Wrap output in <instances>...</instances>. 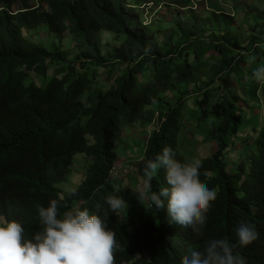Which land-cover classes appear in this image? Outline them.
<instances>
[{"label": "trees", "instance_id": "trees-1", "mask_svg": "<svg viewBox=\"0 0 264 264\" xmlns=\"http://www.w3.org/2000/svg\"><path fill=\"white\" fill-rule=\"evenodd\" d=\"M173 1L107 0V33L112 35L107 79L113 80L107 84V196L126 201L108 217L119 245L114 262L183 264L190 249H201L206 239L235 243L234 229L246 220L259 238L236 251L245 264H264V115L255 114L262 108L254 101L247 109L246 99L263 87L252 71L264 66V46L262 55L255 48L264 41V9L251 11L246 43L244 30L238 33L235 19L224 13L186 9L165 22L169 35L163 36L158 12L151 25L159 28L152 31L134 8L168 7ZM45 31L49 43L32 40ZM105 33L106 0H0V215L21 222L29 238L39 227L37 205L47 206L52 199L61 212L74 204L106 211V87L89 99L98 71L106 69ZM245 80L250 82L243 99L235 85ZM195 97L199 115L191 120L198 131L193 135L218 150L201 148L187 159L180 145L187 104ZM248 122H253L251 133ZM124 126L151 127L136 158L137 178L132 175L138 184L144 162L164 146L181 162L200 160V181L216 192L202 236L168 223L166 208L158 211L150 202L151 192L168 186L163 168L150 182L151 191L139 186L142 195L112 182ZM206 126L203 136L199 130ZM236 138L243 145L253 140L256 151L237 149ZM126 139L130 143L128 134ZM78 155L90 164L79 187L65 190L61 185Z\"/></svg>", "mask_w": 264, "mask_h": 264}, {"label": "clouds", "instance_id": "clouds-1", "mask_svg": "<svg viewBox=\"0 0 264 264\" xmlns=\"http://www.w3.org/2000/svg\"><path fill=\"white\" fill-rule=\"evenodd\" d=\"M190 1L189 8L198 11L194 6L201 0ZM161 10L162 6L158 12ZM252 79L264 85V66L253 69ZM192 141L196 142L195 137ZM200 167L199 159L181 162L171 147L164 146L153 159L144 162L142 174L144 187L151 191L150 182L164 169L168 186L151 192L150 202L158 211L166 208L168 223L202 236L206 213L216 199V192L201 183ZM125 203L122 197L113 194L105 197L106 211L100 212L98 205L97 211L90 212L74 204L61 212L58 201L52 199L47 206L37 205L39 227L30 238L21 222L0 215V264H115L114 252L119 245L108 227V217L109 212H118ZM234 234L235 243L218 237L204 240L201 249H190L183 264H245L236 249L256 241L259 233L255 225L240 220Z\"/></svg>", "mask_w": 264, "mask_h": 264}, {"label": "rangeland", "instance_id": "rangeland-1", "mask_svg": "<svg viewBox=\"0 0 264 264\" xmlns=\"http://www.w3.org/2000/svg\"><path fill=\"white\" fill-rule=\"evenodd\" d=\"M172 4L173 6H168V7L162 6L163 7L162 10L158 12V16L156 17L158 21L159 20L161 21L162 31H160V33L163 36L169 35V32L166 29L168 28V26L166 25L165 22L167 21L170 22V20L175 16L180 17L179 13L184 14L185 10L189 9V7H187V4H188L187 0H178V1L175 0L173 1ZM194 8H197L198 11H202L207 8L208 12L210 13L211 12L224 13V14L232 16V18L235 19V23L233 26L234 29L238 33H242L241 31L244 30V33H243L244 38L246 40V43H248L249 41L246 39V34L248 32L247 30L252 29V28L250 27V25L247 24L248 23L247 19L250 18L251 11L261 12V10L264 9V0H204V1L201 0L199 5H195ZM169 13L170 15H168ZM151 26L153 27L152 29H150L152 31H157L159 28L157 24H154V26L153 25ZM151 26H149L148 28H150ZM259 30L260 29H257L256 34H258L257 36L261 38V35H259L260 33ZM102 39L104 43H106V33L103 34ZM32 40L47 44L50 42L51 39L47 36L45 32H43L41 34H37L36 36L32 37ZM110 42L112 43V35L110 33H107V44H110ZM262 46H264V41L261 42V45L255 46V48L258 49L256 52L259 55H262L263 53V50L261 48ZM248 56H253V54H250ZM98 72H99L100 77L95 79L93 88L89 91V99L96 98L99 92L101 93L105 92V90H103L102 87L103 86L106 87V75H105L106 69L98 71ZM109 82H113V80L107 79V84ZM249 82H250L249 80L248 81L245 80L241 84L236 82L235 88L239 91L240 95H242L243 99L245 97H248L246 96L244 87L247 84H249ZM262 86H263L262 90L260 91L259 94L256 93L258 94L256 97L252 98V100H250L249 98H246L249 100V104H247V109L249 110H251V108L253 107L252 105L253 101L256 102V105L260 104V107L262 109H260L259 111H256L255 113L256 115H258V113L260 112L263 113L264 115V85ZM195 99L196 97L192 98L190 103L188 102L187 111L184 115V119H188L184 125L189 128V132H187V129L184 128V133H183L185 134L183 136L184 147L182 148L183 143H181L180 153L184 154V156L187 159H189L190 156H191L190 159H193L194 157L192 155H195V153L202 152V149L206 150L209 153H215L218 150V147L213 142L207 141V142L201 143L198 141V139L200 140V137L193 135L198 131L196 130V127L193 126V121L191 120L193 119V117H196L199 115V109L194 108V103L196 101ZM240 105L241 107H243L242 103H240ZM246 112L249 115V111L246 110ZM213 123L215 124L214 121ZM247 124H248L247 126L249 127L250 124H253V122H248ZM208 128L209 126H206L205 128H202V130H199L201 135L203 136L207 135ZM250 128L251 130L248 129L249 133H251L252 131L251 126ZM126 133L128 134V138L131 140L130 143H127L124 141V140H128L126 139V135H127ZM240 136H243V134H240ZM194 137L197 138L196 142L192 141L194 140ZM148 138H149V127L148 128L146 127L144 129H140V127L137 128V127H131V126L122 127L121 135L119 137L120 140L118 142V146H119L118 152L120 153L119 155L121 159L117 162L115 168L113 169L114 172L112 174V178H113L112 182L116 185L117 189L122 188L125 191H137L140 194H143L145 192L144 189L139 187L142 184V181L139 179V184H138V180H136L137 178L136 177L137 175L136 167L138 166L137 164L138 161H136V158L139 156V152L142 151L143 149L142 144H147ZM237 141L238 139L236 138L234 142H236L237 149H240V146H241V148H245L244 149L245 152L249 151L250 153L253 150H255V145L253 143V140L250 141V145H245V144L243 145L239 141L237 144ZM182 149H183V152H182ZM196 156L198 155L196 154ZM233 159L234 158L232 157L231 161ZM126 160L131 161V164L128 163ZM89 164H90V160L88 158L78 155L72 171L68 174V182L61 186L65 190L78 188L79 184L84 178V174L86 173V169ZM232 172H233V169H230L229 173H232ZM132 175H134L136 178Z\"/></svg>", "mask_w": 264, "mask_h": 264}, {"label": "bare ground", "instance_id": "bare-ground-1", "mask_svg": "<svg viewBox=\"0 0 264 264\" xmlns=\"http://www.w3.org/2000/svg\"><path fill=\"white\" fill-rule=\"evenodd\" d=\"M190 2V1H189ZM136 7H134V8H137L139 11H140V13H141V15H142V18H143V25H144V27H148L149 26V24L153 21V19H154V17H155V15H156V13L158 12V10H159V8H160V6H155L154 4H152V3H150V4H148V5H141L140 7H138L137 5H135ZM21 10V9H20ZM49 12V11H48ZM141 18V17H140ZM41 33H43V32H41ZM40 33V34H41ZM45 33L47 34V36L49 35V33L47 32V31H45ZM34 41V40H33ZM37 43H40V42H38V41H36ZM154 125V124H153ZM253 127V126H252ZM148 128V127H147ZM148 130V129H147ZM151 130V127L149 126V131ZM141 131V130H140ZM257 136V135H256ZM138 146H139V144H138ZM143 150V149H142ZM113 172H114V170H113ZM141 183V182H140ZM143 183V182H142Z\"/></svg>", "mask_w": 264, "mask_h": 264}, {"label": "built area", "instance_id": "built-area-1", "mask_svg": "<svg viewBox=\"0 0 264 264\" xmlns=\"http://www.w3.org/2000/svg\"><path fill=\"white\" fill-rule=\"evenodd\" d=\"M150 24H151V23H150ZM150 24H149V25H150Z\"/></svg>", "mask_w": 264, "mask_h": 264}]
</instances>
